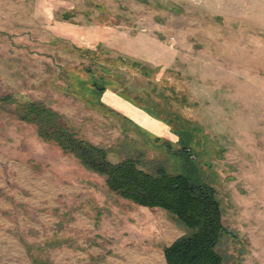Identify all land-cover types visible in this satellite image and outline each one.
<instances>
[{
  "label": "rangeland",
  "instance_id": "374dc122",
  "mask_svg": "<svg viewBox=\"0 0 264 264\" xmlns=\"http://www.w3.org/2000/svg\"><path fill=\"white\" fill-rule=\"evenodd\" d=\"M92 77L157 120L87 100ZM29 103L112 163L212 186L223 264H264V0H0V264H166L189 232L40 137Z\"/></svg>",
  "mask_w": 264,
  "mask_h": 264
},
{
  "label": "trees",
  "instance_id": "16d2710c",
  "mask_svg": "<svg viewBox=\"0 0 264 264\" xmlns=\"http://www.w3.org/2000/svg\"><path fill=\"white\" fill-rule=\"evenodd\" d=\"M90 80L89 86H76V89L91 98L86 97L87 100L97 98L99 104L124 112L123 108L116 106L112 99L106 97L105 93L110 91L122 101L139 108L121 94L107 90L102 80L96 81L93 77L88 82ZM19 111L23 120L38 126L40 137L55 141L62 150L76 154L86 168L103 176L110 192L137 206L168 212L177 219L189 233L162 250L166 264H223V258L217 252V245L223 235L231 238H234V235L222 225L218 194L212 186L197 183L182 173L170 174L162 166L145 170L142 154L139 158L127 157L112 163L105 149L80 138L63 122L58 113L42 104H24L20 106ZM140 112L157 120L148 111ZM125 118L132 122L128 116ZM162 123L165 126L164 132H157L156 135H163L168 129V125ZM165 145L171 150L168 142H165ZM189 153V148L185 145L173 152L185 161L189 159Z\"/></svg>",
  "mask_w": 264,
  "mask_h": 264
},
{
  "label": "crops",
  "instance_id": "0c3cea01",
  "mask_svg": "<svg viewBox=\"0 0 264 264\" xmlns=\"http://www.w3.org/2000/svg\"><path fill=\"white\" fill-rule=\"evenodd\" d=\"M87 40H89V39H87ZM105 94H106V97L111 98L110 94L108 92H106Z\"/></svg>",
  "mask_w": 264,
  "mask_h": 264
}]
</instances>
